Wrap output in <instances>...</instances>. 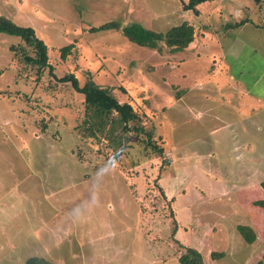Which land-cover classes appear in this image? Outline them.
Returning <instances> with one entry per match:
<instances>
[{"label":"rangeland","instance_id":"obj_1","mask_svg":"<svg viewBox=\"0 0 264 264\" xmlns=\"http://www.w3.org/2000/svg\"><path fill=\"white\" fill-rule=\"evenodd\" d=\"M188 1L0 0V17L45 44L55 76L46 70L36 79L10 51L20 38L0 33V264H180L183 248L204 264H264V210L253 205L264 202V112L238 118L230 75L216 72L230 40L250 36L227 24L256 25L261 10L252 0H213L196 17L183 10ZM110 22L156 32L189 22L196 43L170 53L120 31H90ZM248 40L263 57L264 33ZM71 44L61 61L59 50ZM70 74L129 104L161 157L132 134L117 154L79 142L82 96L57 81ZM240 225L255 230L253 244Z\"/></svg>","mask_w":264,"mask_h":264},{"label":"trees","instance_id":"obj_2","mask_svg":"<svg viewBox=\"0 0 264 264\" xmlns=\"http://www.w3.org/2000/svg\"><path fill=\"white\" fill-rule=\"evenodd\" d=\"M211 1L213 0H189L187 4L183 5V10L190 11L194 16L198 17L199 11L197 7ZM252 1L255 3L257 9L261 10L258 20V26H261V23L264 24V0ZM245 22L246 21L230 24L227 25L226 28H236L245 24ZM248 22L251 23L250 20ZM99 30L120 31L121 35L126 40L139 47L150 48L156 51H161V48L164 47L167 48L170 53L187 51L196 40L195 27L189 22H183L180 25L173 26L165 32L147 30L136 24H130L121 28L116 22L103 24L90 31ZM0 33L20 38V44H22V46H12L10 48L17 64H21L24 68L34 71L36 79H41L46 70L52 78H55L52 67L48 62V49L45 44L36 37L31 28L17 26L11 20L0 17ZM72 48L73 45L71 44L59 50L61 61H64L66 57L71 54ZM57 81L70 84L73 92L82 96V120L75 133L79 142H84L85 139H89L98 146L105 143V147L100 150L97 149V152H102L104 150L117 154L121 152L128 134H132L137 141L143 144L144 152L149 150L150 153L161 157L163 149L155 143L153 130L148 131L146 129L142 118L129 104L119 103L113 95L112 89L96 85L90 77L80 85L72 74L65 75L57 79ZM81 154L80 150L76 153V158L79 163H81ZM107 165L109 166L110 164ZM92 167L95 168V165H92ZM100 169H102V164L100 165ZM88 177L90 176L88 175ZM154 181L156 184V180ZM253 205L264 210L263 201H256ZM141 206L142 205H140V208L144 212ZM175 229L176 227L174 230ZM236 231L246 244L251 245L255 242L256 233L252 227L240 225L236 227ZM219 257L220 255L218 254H211L212 259ZM178 262L180 264H204L201 254L191 248H183L178 256ZM24 264L55 263L47 258L31 257L28 258Z\"/></svg>","mask_w":264,"mask_h":264},{"label":"crops","instance_id":"obj_3","mask_svg":"<svg viewBox=\"0 0 264 264\" xmlns=\"http://www.w3.org/2000/svg\"><path fill=\"white\" fill-rule=\"evenodd\" d=\"M242 21H246L245 24L247 23L251 25L252 29L247 31V29H245L246 25L243 24L239 27L231 28L234 30V33L238 34V32L241 31L244 32L245 35L250 34V36L257 32L264 33V24L261 23V26H258L259 23H256L257 25L255 26L248 22L249 20L247 19L240 21L232 20V22L227 25L240 23ZM250 36L240 37L239 34L238 36H234L227 45V48L223 50V56L220 55L221 60L219 61V65L216 70L217 76L221 74L222 70H227V75L229 74V78L231 79L228 82L229 91H232L231 95L234 97L232 98L237 102L236 104L233 103L230 110L234 111L237 116L239 115L246 118L253 117L259 115L258 113L264 112V56L262 57L256 49L250 46L248 40ZM214 86L216 87V90H220L218 84H215ZM225 98L226 97H223L221 99ZM244 100H249V104H251L247 110H242L245 109L243 106ZM239 116L238 118H240ZM215 118L219 120V118ZM221 125L226 128L227 123H225V121H221ZM258 125L261 126L260 124ZM259 126L258 129L261 130ZM246 128H248V133L252 130V127L249 125ZM261 188L264 190L263 186ZM1 190L2 189H0V191Z\"/></svg>","mask_w":264,"mask_h":264}]
</instances>
